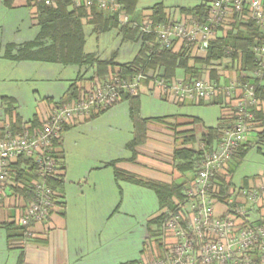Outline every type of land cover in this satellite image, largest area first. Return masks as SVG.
Instances as JSON below:
<instances>
[{
	"label": "built area",
	"instance_id": "built-area-1",
	"mask_svg": "<svg viewBox=\"0 0 264 264\" xmlns=\"http://www.w3.org/2000/svg\"><path fill=\"white\" fill-rule=\"evenodd\" d=\"M51 5L53 0H34ZM76 5L99 7L118 13L121 23L138 26L155 34L162 48H175L177 42L205 54L220 26L230 20L253 21L264 31V0H209L205 19L192 15L169 16L155 23L147 15L136 20L118 0H74ZM181 45V46H182ZM257 68L249 80L237 77L222 84L208 75L200 78L166 79L162 69L140 71L132 77L115 75L95 86L80 99L54 105L39 127L30 123L20 128L6 121L0 125V208L12 201L14 215L31 236L30 226L45 221L56 207L57 192L49 179L60 175L59 150L55 141L73 120H81L115 105L123 92L137 94L144 80L153 78L162 95L174 101L209 100L221 91L234 98L231 128L223 131L213 148L207 149L183 200L166 207L159 226L158 247L144 264H264V169L247 185L221 190L219 177L226 181L230 162L250 133L264 129L257 117L261 110L260 90L264 86V42L253 47ZM30 163L32 165H30ZM35 171V178L18 180L19 171ZM34 191L29 200L17 188ZM23 241V240H22Z\"/></svg>",
	"mask_w": 264,
	"mask_h": 264
},
{
	"label": "crops",
	"instance_id": "crops-1",
	"mask_svg": "<svg viewBox=\"0 0 264 264\" xmlns=\"http://www.w3.org/2000/svg\"><path fill=\"white\" fill-rule=\"evenodd\" d=\"M24 8L28 10V17L31 19L30 28H32L31 26H37L36 19L34 18L36 15L35 6H28L25 0H15L13 5L8 7L4 4L3 0H0V12L5 14V16L10 15L8 12H13L11 13L13 24H21L24 22V17L21 16H25V13L20 11ZM147 8L142 9L141 12L136 10L133 16H131L140 21L145 15L150 13ZM180 8L181 7L168 8L166 6V12L169 16L179 18L185 15L181 12ZM234 21L235 20L232 19L225 25L220 26L216 36L223 35L227 29L231 28ZM18 31L20 30L17 29L15 32ZM38 31L34 33L32 38L26 40L3 41L2 37H0V83L3 81L17 80L36 81L41 83L40 86L39 84L35 86L39 88L33 90L35 95H39L40 103L39 109L31 118L37 117L41 120L45 119L54 105L70 100L67 99L69 86L82 72H79L75 78H70V80L66 82L65 74H62L63 69L59 67L61 63L36 60H14L5 56L6 46L8 44L14 43L21 45L26 41L33 40L38 34ZM30 35H32V33ZM181 45V43L177 42L174 49L178 50ZM215 67L217 69L220 68L219 65H212V68ZM219 73L221 74V72ZM181 74H183V72H181ZM85 76L89 77L87 75ZM224 77L225 76H223L220 81L222 84L229 82V80L226 82ZM82 84L90 87L91 82L84 81ZM220 94L221 95L216 97L218 98L216 100L218 103L214 102L215 97L203 103L206 105L221 104L219 121L222 117L231 115L234 103V98L230 100L225 95L224 91H221ZM21 96L22 93L17 87H3L0 85V107L2 108L0 125L10 120V114L6 104L8 101L5 99H11L13 101V117L15 114H19L17 105L24 104ZM144 96H146V99H144ZM152 97L163 99L177 106H185L188 104L200 105L197 100H187L179 103L162 95L156 88L153 78L149 76L143 81L139 90L142 117L150 118L147 122V138L143 143L136 146L135 154L129 147V143L134 137V124L130 117V101L128 99L119 100L115 105L104 112H95L85 119L73 120L70 122L67 128L64 129L61 139L57 143V148L59 152L62 153L63 161V168L61 167L62 170H60V174H62V184L58 188V194L61 196V201H63L64 204L62 207H55L52 214L49 215L45 221L32 223L30 226L32 232L31 236L26 237L22 241L23 236L21 235L17 223L20 215H14L13 203L7 200L4 203V207L0 208V264H120L133 260H138L139 264H143L146 258L150 256L148 254L149 247L152 249L155 248L154 251L157 250L159 232L157 236H151L149 234V227L150 221L157 216L159 210L155 214L149 216L147 223L148 236L145 240V237L142 236L139 240V245L134 244V246L136 245L134 254L130 253V247H116V241L114 237H112V235H125L124 227H121L118 231L114 229L113 219L115 216L114 212L119 210L125 198V192L121 183H125L129 186L133 185L135 187L148 188L143 184L132 182L130 180V175L144 180L164 183L181 182L178 179L183 176V173L174 166L173 154L176 148L183 146V139L184 136L189 133L188 131L194 128L192 120L195 116L184 113L162 114L163 116L160 118H158L159 116H145L146 111L158 110L161 107L158 103L152 101ZM105 114H108V119L102 121L104 120L102 116ZM22 119L25 123L31 120H26L23 117ZM89 121H91L89 123V128L92 130L98 131L101 129L102 124H106L109 129L115 130L118 135L113 138V141L107 140V144L110 145L107 149L93 151L91 154L93 157L92 161L87 162L84 159L80 166L75 169L74 178H70L69 172L71 168L68 163L69 159L67 157L65 141L68 140V133L71 130ZM120 126L122 128H120ZM124 129H126L128 133L121 136L120 132ZM177 138L181 139L182 142L175 145ZM248 140L252 143V147L256 146L258 151L264 154V141H258L257 132L250 133ZM191 145L192 144H187L186 146ZM111 162H115L116 164H109ZM116 169L121 171L120 175H116ZM258 174L248 177L243 185H247L250 179H254ZM192 177L193 173L192 176L186 180ZM89 181L92 182L94 188L93 196L91 192L90 197L88 190L86 188L84 189V185H87ZM69 182L70 184L75 183L77 186V196L82 195L85 197V205H87L84 210H81L78 206L75 209L69 207V203L67 202V186ZM90 201L93 203V209L96 207L97 211H105L106 216L102 215L99 218V215H92L90 210H88V204H91L89 203ZM96 203L98 205L94 207ZM108 212H111L110 215H108ZM116 222L117 225H120L123 219L118 218L115 223ZM10 223L12 227H7ZM13 223H15V225H13ZM127 232H129V230ZM98 235H103L105 240H98ZM117 243L121 246L122 240L117 241Z\"/></svg>",
	"mask_w": 264,
	"mask_h": 264
},
{
	"label": "trees",
	"instance_id": "trees-1",
	"mask_svg": "<svg viewBox=\"0 0 264 264\" xmlns=\"http://www.w3.org/2000/svg\"><path fill=\"white\" fill-rule=\"evenodd\" d=\"M14 1L3 0L4 4L8 7H11ZM138 1L118 0L123 5L126 13L132 16L137 10ZM25 2L28 6L36 7L34 18L36 19V25L39 27L38 34L33 40L26 41L21 45L8 44L5 56L14 60H36L64 65H78L80 68L85 69L84 73H80L69 86L67 99L70 100L82 98L89 89L105 82L112 76L132 77L140 71L147 72L151 69L157 70L158 68L162 69L163 76L166 79L178 77L200 78L205 74V70L207 71L209 68V71H207L208 77L220 83L223 76L217 68H212V65H220L224 61H228L229 63L227 62L226 66L231 64L238 71V79L249 80L250 74L258 65L256 56L253 53V47L258 43L264 42V31L261 28L255 25L253 21L245 22L237 18L230 29H227L223 35H218L212 40L205 54H197L193 52L191 47L185 45H182L178 50L174 49V47H160L156 41L155 34L144 33L140 27L133 26L131 23H121L118 13L100 8L97 2H94L90 6L84 3L76 5L74 0H53L51 5L36 3L34 0H25ZM208 2L209 0H203L194 7H181L180 10L185 15L205 19L209 10ZM147 9L150 11L147 16L151 21L158 23L169 20V15L163 2H158ZM86 24L92 25V31L97 35L116 28L124 42H140V48L133 60L121 63L117 61L116 53H113L109 57H101L96 53L86 52ZM89 71L92 74L86 77L85 75ZM84 81H90V87L83 85L82 82ZM219 95L221 94L219 93L216 97ZM216 97L214 98V102L218 103L216 101L218 98ZM260 98L263 108L257 111V117L263 120L259 126L264 127V86L260 90ZM123 99L130 101V117L134 124V137L130 141L129 147L135 154L136 146L143 143L147 138V122L150 118L142 117L139 92L137 94L123 92L120 100ZM5 100L8 101L6 104L10 114L9 122L16 128L22 127L26 124L22 117L19 114H15L12 117V110L14 109L13 101L11 99ZM185 101L177 102L182 103ZM205 101V99L198 100L200 104H203ZM109 108L100 112H104ZM233 109L234 106H232ZM234 119L235 117L231 114L228 117H222L216 126H207L201 118L193 117L192 123L194 124V128L188 131L189 133L184 136L183 146L176 148L173 154L174 166L182 173L187 171L193 173L191 179L181 182L164 183L144 180L130 175V180L134 183L143 184L155 191L159 200V210L173 207L176 200L181 201L184 199L189 183L195 177L205 151L215 146L223 131L233 126ZM43 120L34 117L30 121H27V123H30L32 127H39L42 125ZM257 137L258 141H264V129L257 131ZM60 139L61 137L55 141V146H57ZM187 144L192 145L186 146ZM251 147L252 143L248 140L238 148L230 162L229 174L232 178L237 169L236 163L245 159ZM57 153L61 160L60 167L63 168L62 153ZM109 164L115 165L116 163L111 162ZM30 165L32 164L30 163ZM120 174L121 171L116 169V175ZM26 176L30 177V179L35 178V171L32 168L28 172L19 171L18 180L21 181ZM219 178V181L222 183L220 188L223 192L234 185L232 179L226 181L223 176ZM49 183L57 192L55 196L56 207H62L64 202L61 201V196L58 194V188L62 184V174L49 179ZM27 186L28 188L18 187L17 191L21 194L25 193V196L31 201L34 199V191L31 183L30 187L29 185ZM162 217L157 215L150 221V224H155L157 228L149 227V234L151 236L158 235ZM17 223L23 240L26 238L25 228L19 224L18 220ZM10 226L12 227L11 223L7 225V227ZM120 264H139V261L133 260Z\"/></svg>",
	"mask_w": 264,
	"mask_h": 264
},
{
	"label": "rangeland",
	"instance_id": "rangeland-1",
	"mask_svg": "<svg viewBox=\"0 0 264 264\" xmlns=\"http://www.w3.org/2000/svg\"><path fill=\"white\" fill-rule=\"evenodd\" d=\"M202 1L203 0H139L137 4V10L138 12H141L142 9L152 7L158 2H163L168 8H190L200 4ZM20 11H23V13H25V16H21L24 17V22H22L21 24L12 23L11 13L13 12H8L10 13V15L8 16H5V14L0 12V37H2L3 41H18L23 39H30L34 36V33L38 31V26H31L32 28H30L29 26L31 19H29L28 17V10L24 8ZM17 29H19L20 31L15 32ZM85 31L87 35V41L85 45L86 52L96 53L101 57H109L113 53H116L117 61L121 63L132 61L141 45L140 42H124L121 38V35L118 33V29L116 28L104 34L97 35L96 33H93L92 25L86 24ZM31 33L32 35H30ZM227 62L228 61H224L219 65L220 68L217 69L219 72H221L222 76H225L224 78L226 82L237 77L238 74V71L233 68L231 64L229 66H226ZM59 67L63 69L62 74H65L66 82L70 80V78H75L79 74V72L84 73L85 71V69L80 68L78 65L65 66L61 64L59 65ZM207 71H209V68ZM207 71L205 70L204 75H208ZM91 74L92 72L89 71L86 75L91 76ZM38 84L40 86L41 83H38L36 81L21 80L7 82L3 81L2 83H0V85L3 87H17L18 89H20V92L22 93L21 98L24 104L21 102L22 105L17 106L19 115L26 120L31 119L33 117V114L39 109V95H35V93L33 92L35 88H39L35 87L38 86ZM144 99H146V96H144ZM152 101L158 103L161 107L158 110L146 111L145 116H159L158 118H160L161 116H163L162 114L169 115L184 113L203 119L207 125L215 126L219 121V116L221 113V104H188L185 106H177L168 103L163 99H158L155 97H152ZM1 113L2 108L0 107V114ZM102 117L104 118V120L102 121H105L108 119V114H105ZM90 122L91 121L83 123L76 129L71 130L68 133V140L65 141L67 157L69 159L68 163L71 168L69 172L70 178H74L75 169L80 166L81 162H83L84 159L87 162L92 161V152L107 149L108 146H110L109 144H107V140L113 141V138L118 135L115 130L109 129L106 124H102L101 129H99L98 131L94 129L92 130L91 128H89ZM120 128L122 127L120 126ZM127 133L128 132L126 131V129H124L122 132H120V135L123 136ZM181 142L182 140L177 138L175 141V145H178ZM236 164L237 169L233 182L236 186H242L244 184V181H246L248 177L256 175L262 169H264V154L259 152L256 146H253L249 150L245 159ZM191 176L192 173L190 171H187L183 173V176L178 180L183 181L187 178H190ZM121 186L125 192V198L123 204L119 207V210L114 212L115 216L113 219L114 229L118 231L121 227H124L125 235H112V237H114V240L116 241V247H130V253L134 254L136 251V245H139V240L142 238V236L145 237L144 240L148 236V219L150 215L155 214L159 210V200L157 194L151 188L135 187L133 185L129 186L125 183H121ZM85 188L88 190L89 197L91 195V192L93 196L94 188L91 181H89L87 185H84V189ZM67 190V202L69 203V207L71 209H75L78 206V208L84 210L87 205H85V197H83L82 195L77 196V186L75 185V183L70 184L69 182ZM89 203L91 204H88V210H90V213H92V215H99V218L102 215H105V211H97V208L95 207L98 205L97 203L94 205V209L92 206V201H90ZM164 210L165 208L159 210L157 215H164ZM110 213L108 212V215H110ZM118 218L123 219V222L120 225H117V222L115 223ZM150 226L151 228H153L155 227V224L151 223ZM128 230L129 232H127ZM98 240L102 241L105 240V238L103 237V235H98ZM120 240H122L121 246H119V244L117 243V241ZM134 244L136 245L134 246ZM148 254H153L151 247H149Z\"/></svg>",
	"mask_w": 264,
	"mask_h": 264
}]
</instances>
